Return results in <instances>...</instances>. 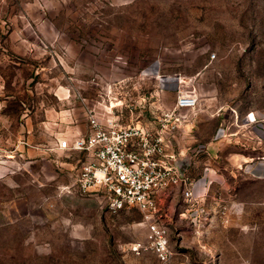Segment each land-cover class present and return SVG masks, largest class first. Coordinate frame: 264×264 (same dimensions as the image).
<instances>
[{"label": "rangeland", "instance_id": "1", "mask_svg": "<svg viewBox=\"0 0 264 264\" xmlns=\"http://www.w3.org/2000/svg\"><path fill=\"white\" fill-rule=\"evenodd\" d=\"M165 76L209 113L264 117V0H0V264H159L132 250L147 240L143 213L110 214L101 193H81L89 159L60 142L120 100L122 120L136 118V98ZM257 145L246 153L263 159ZM241 152L225 139L211 159L222 176L210 199L242 202L235 222L211 202L199 229L181 186L159 195L167 264H264V180L239 167Z\"/></svg>", "mask_w": 264, "mask_h": 264}, {"label": "built area", "instance_id": "2", "mask_svg": "<svg viewBox=\"0 0 264 264\" xmlns=\"http://www.w3.org/2000/svg\"><path fill=\"white\" fill-rule=\"evenodd\" d=\"M164 91L163 85H155L148 95L137 97L134 107L130 109V112L138 108L148 110L150 117L147 124L122 122L124 103L120 100L117 105L120 108L114 118L103 122L95 112L89 110L88 133L60 142V146L68 150L88 153L89 161L76 181L81 193H101L98 204L110 214L127 209H137L143 213L148 230L147 240L134 243L132 250L139 254L154 252L159 264H167L173 255L167 229L160 220L158 198L162 192L181 186L186 210L195 212V216L190 218L199 229L213 214L209 209L201 210L208 194L195 195L196 180L186 174L181 164L182 154L175 150L179 131L198 108L199 96L195 89L180 86L173 106L166 107ZM148 99L151 104L147 109ZM233 112L237 115L236 111ZM247 118L248 123L240 125L235 131L231 129L236 126L235 122L227 121L220 139L239 143L240 140L233 139L237 134L262 143V138L252 135L251 129V125L261 122V119L254 112L248 113ZM204 153L211 155L209 149ZM193 155L198 156L199 152L195 151ZM213 203L216 206L211 209H214L221 223L229 224V205L219 203L216 197Z\"/></svg>", "mask_w": 264, "mask_h": 264}, {"label": "crops", "instance_id": "3", "mask_svg": "<svg viewBox=\"0 0 264 264\" xmlns=\"http://www.w3.org/2000/svg\"><path fill=\"white\" fill-rule=\"evenodd\" d=\"M155 83V85L164 86V105L166 107H172L176 97L175 94L177 93L179 86H176L177 84H173L171 80L166 76L162 79H157ZM172 95V101L166 102V96L172 97ZM136 111L138 112L136 118L133 117L130 121L139 122L140 124H147L150 117L148 112L143 111L142 109ZM132 113L133 115H135L134 113L136 112L133 111L131 112V114ZM115 116L116 115L110 113L107 119L114 118ZM259 118L261 119V122L252 124L251 129L254 131V133H257V135L262 138L263 142L258 143L257 147L264 150V117L259 116ZM227 121L235 122L236 126H233L231 128L233 131H235L240 125L247 124L248 118L247 116L241 118L237 115H231L229 118H227V115L223 113L222 110H220L219 113H209L207 112V109H205V106H203V104L199 100L198 108L190 114V117L187 122L183 123L182 128L180 129L178 134L175 150L177 152H181L182 154L181 164L186 174H191L196 180L194 185V193L197 196L208 194L206 204L201 207V210L209 209V205L211 204V202H213V199L215 198L212 197V199H210V190L212 188V185L217 182L222 176L217 170L218 168L216 166L215 168H212L211 159L214 156H217L215 151H218L219 144L224 140L220 138L223 133V125H225ZM122 122L124 121L122 120ZM88 130L89 125H84L83 127L78 128L77 132L73 135V137L85 135L88 133ZM246 135L248 136L247 133ZM233 139L235 141L240 140L244 143L243 145H236L233 142L235 148L240 147V149L244 151L243 153L241 152L239 154H236L237 161H239L238 163H240L239 167L243 169V171L248 174L251 178L264 180V159H261L260 157H256V159H253L252 157L254 156L246 153L247 150L250 149V151H256V149H253L255 148L253 144H255L256 141H254V139H250L249 136L244 137L242 135L237 134L234 135ZM207 149H209V151L211 152L210 156L204 153V150ZM195 151L199 152L198 156L193 155ZM257 151H259V149ZM75 152L83 153L87 158H89L88 153L86 151ZM228 205V216L230 224L232 222H235L238 217L243 213L244 206L242 202L238 201H231L228 203ZM186 213H188L187 215L191 218L195 216V212L187 211ZM186 213L184 212L183 214L186 215Z\"/></svg>", "mask_w": 264, "mask_h": 264}]
</instances>
